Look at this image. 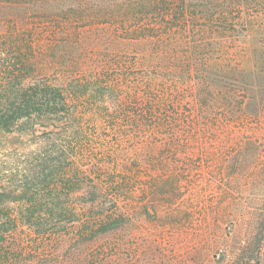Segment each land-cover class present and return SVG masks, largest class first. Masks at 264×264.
<instances>
[{
	"label": "trees",
	"instance_id": "1",
	"mask_svg": "<svg viewBox=\"0 0 264 264\" xmlns=\"http://www.w3.org/2000/svg\"><path fill=\"white\" fill-rule=\"evenodd\" d=\"M255 31L264 0H0V264L159 219L186 121L246 111ZM256 227L231 264H264Z\"/></svg>",
	"mask_w": 264,
	"mask_h": 264
},
{
	"label": "rangeland",
	"instance_id": "2",
	"mask_svg": "<svg viewBox=\"0 0 264 264\" xmlns=\"http://www.w3.org/2000/svg\"><path fill=\"white\" fill-rule=\"evenodd\" d=\"M262 38L255 31L241 40L250 49L255 80L246 111L212 118L209 126L188 119L187 131L177 138L181 149L163 153L185 164L173 167L182 177L180 192L170 206H160L159 219L150 222L137 211L116 231L58 248L62 264L70 259L77 264H231L236 259L240 243L264 215ZM136 171L149 174L146 168ZM141 184L140 179L137 194Z\"/></svg>",
	"mask_w": 264,
	"mask_h": 264
}]
</instances>
